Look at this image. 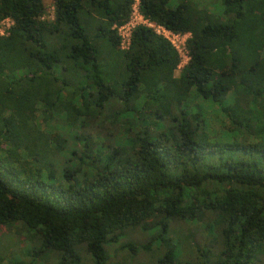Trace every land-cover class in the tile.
<instances>
[{"label":"trees","instance_id":"16d2710c","mask_svg":"<svg viewBox=\"0 0 264 264\" xmlns=\"http://www.w3.org/2000/svg\"><path fill=\"white\" fill-rule=\"evenodd\" d=\"M50 1L0 0V229L30 258L11 264H110L135 230L121 250L156 264H264V0H139L189 34L177 77L151 28L121 48L135 0Z\"/></svg>","mask_w":264,"mask_h":264},{"label":"rangeland","instance_id":"374dc122","mask_svg":"<svg viewBox=\"0 0 264 264\" xmlns=\"http://www.w3.org/2000/svg\"><path fill=\"white\" fill-rule=\"evenodd\" d=\"M42 1L47 9L46 18L51 20L53 18L52 3L50 0ZM209 1L210 0H196L200 7L207 5ZM209 9L212 10V8ZM180 55L181 66H183L187 61L186 52L181 49ZM181 68L182 67H179L175 71L174 74L176 77L179 75ZM26 235L27 234L23 230L17 229L16 227L11 229H0V264H11L13 262L17 263L20 261L23 263H28L30 261V258L27 257L28 255L26 254L29 245L28 243H26ZM148 240V236L144 233H141L139 230L123 233L116 244H113L111 246L107 245L106 247L110 254V264H156L157 255L154 253H144L140 251V253L133 255L128 250H121V246H123L127 242H133L141 246L147 243ZM83 260L86 264H92L86 255H83ZM53 261L54 260L50 258L47 264H54Z\"/></svg>","mask_w":264,"mask_h":264},{"label":"built area","instance_id":"2783aa9c","mask_svg":"<svg viewBox=\"0 0 264 264\" xmlns=\"http://www.w3.org/2000/svg\"><path fill=\"white\" fill-rule=\"evenodd\" d=\"M138 4H139V0L138 1L135 0V4L133 6V11L130 20L118 29V33L121 38V48L126 49L128 47L130 42L131 32L134 29V27L145 26L151 28L157 35L165 38L178 52L180 59H181L180 50L181 49L184 50L186 52V60L188 61L186 40L189 37V34L173 33L165 29L163 26L156 25L150 22L149 20L144 19L143 16L139 13ZM10 25H11V21L8 19L0 23V36H4L7 34ZM187 61L184 63V65L187 63ZM183 66H181V62H180L178 68Z\"/></svg>","mask_w":264,"mask_h":264}]
</instances>
